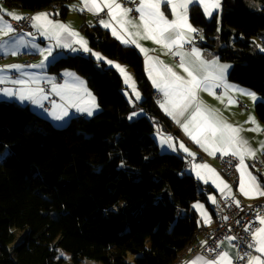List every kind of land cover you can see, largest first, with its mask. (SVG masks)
<instances>
[{"label": "trees", "instance_id": "obj_1", "mask_svg": "<svg viewBox=\"0 0 264 264\" xmlns=\"http://www.w3.org/2000/svg\"><path fill=\"white\" fill-rule=\"evenodd\" d=\"M2 1L29 13L59 5L64 20L74 0ZM249 1L222 0L211 19L193 5L189 20L200 46L232 65L228 79L263 95L264 53L251 50L264 32V0L259 12ZM81 31L90 50L132 69L145 115L129 120L120 74L84 54H66L49 71L85 80L99 107L92 119L56 128L28 106L0 102V157L8 151L0 161V264H172L201 234L192 204L205 200L203 187L154 142V131H178L153 98L139 52L99 26ZM254 111L264 126V101Z\"/></svg>", "mask_w": 264, "mask_h": 264}, {"label": "snow or ice", "instance_id": "obj_2", "mask_svg": "<svg viewBox=\"0 0 264 264\" xmlns=\"http://www.w3.org/2000/svg\"><path fill=\"white\" fill-rule=\"evenodd\" d=\"M83 7L72 5L73 10L77 11H89L94 15L99 14L103 9H107V15L111 20L118 21L121 32L124 34L123 38L117 34V31L113 29L112 34L121 39L124 44H134L140 48L137 43V39H150L157 44L162 45L165 49L172 51V54L180 58L179 67L187 74V78L178 75L171 68L164 66L159 68L158 65L162 62L156 61L153 64L150 71V78L153 79V85L163 92L164 100L160 102V107L169 115L180 127L183 129L186 135L189 136L193 142L198 144L205 151H211L209 154L215 155L216 152H220L222 155L238 156L240 158V164L238 170L241 171V185L240 193L245 197L264 196V189L257 182V178L248 173L247 184L244 181V171L246 167L244 163L245 155L255 157L257 152L248 147V142L240 137V129L233 127L221 120L214 110L208 109L202 101L198 98L199 91H207L212 93V89L224 85L226 89H235L244 95H247L252 100H256V94L250 91L241 90L233 85L225 82L227 71L231 68L229 64H222L218 58L206 60L202 57V54L198 48H191L190 51H184L185 44L191 43L193 34H199L200 30L194 28L189 23V11L190 7L194 4H198L203 8L205 15L211 16L212 12L220 8L221 0H138V6L135 11L139 13L140 24H134L132 20L128 19L132 9L125 8L117 0H81ZM162 5L166 6V10L170 9L172 20H169L166 16V10H161ZM3 9H0L2 12ZM16 21L29 19L23 15L8 13ZM48 13H38L30 17L31 26L35 28L41 36L54 41V45H50L46 48H41L39 44L35 43V36L32 33L26 35L32 36V41H25L23 35L11 41L12 47L9 48V41L5 40L0 43V54L3 55H18L20 48H31L38 51L42 59L38 64H30L28 68H43L49 58L52 57L54 48H65L72 52L82 50L85 53H89L87 42L83 38L77 39L79 33L72 30L70 26L61 22L54 21L49 18ZM101 26L105 28L111 27L109 22L104 19L99 20ZM136 28L137 31L129 32L128 28ZM142 28V32L139 30ZM15 34V30L11 24L0 16V37H10ZM203 38L202 35L200 37ZM73 44L80 45L79 48L73 47ZM174 49V50H173ZM143 52L144 49L140 48ZM260 51H264V47L260 48ZM96 56L97 59H104L98 53H91ZM155 60V58H150ZM110 65L112 61H107ZM25 66L22 65H7L0 68V85L10 83L18 87H0V97H7L9 99L19 100L21 103L30 102L32 105L44 109V101L48 99V95L45 93L44 88L38 86L40 78L35 73H29L23 71ZM115 67L120 69L123 73L124 70L119 64ZM10 70H16L20 73L21 78H11L5 75ZM156 72L160 77L158 82L156 78L152 77V72ZM66 76L73 77V83L69 85L52 83V91L56 95L60 96L63 104H56L52 102V110L44 109L48 111V114L58 122H63L70 116L69 109L74 108L77 112H86L87 115H93V110L98 107L95 103V98L91 96V93L87 91L84 86V81L79 77H75L72 73H65ZM27 77V79L23 78ZM127 79H131L128 77ZM134 83V82H133ZM35 85V86H34ZM87 95L90 100V107L86 108L81 105L83 96ZM214 94V93H212ZM136 99L139 100V92H135ZM229 104L233 103L229 99ZM194 111H190L191 109ZM190 115L181 123V117H185L186 113ZM137 115L133 112L132 116ZM129 117V119L132 118ZM249 120L255 124L254 117H249ZM257 129L259 126L257 125ZM252 130V129H249ZM172 138H160L162 146H167L173 151H176L174 143L171 142ZM179 148L184 152H188V149L184 144H180ZM259 151L264 153V141L260 142ZM191 154V153H189ZM197 168H207V165H197ZM213 171L214 170L209 169ZM198 179L204 180V177L197 172ZM219 180L217 188L223 192L225 189H229V185L223 180H220L219 176H216ZM207 182V181H205ZM221 185L223 187H221ZM230 195V189H229ZM209 199L215 203L214 197ZM239 206V202L236 201ZM194 208L203 209V205H193ZM205 223H208L210 217L207 212H203ZM259 222L264 225V218H260ZM248 230L247 228L245 229ZM229 239H233L229 237ZM252 240L254 243L249 244V248H254L255 252L261 253L264 256V227L257 228L252 234ZM206 243V242H204ZM220 245L218 244L217 247ZM215 251V249H210ZM247 264H264L262 256H253L251 253H247ZM245 257H238V259H244ZM189 264H233L232 259L227 252H220L214 259H205L203 257H196L190 261Z\"/></svg>", "mask_w": 264, "mask_h": 264}, {"label": "crops", "instance_id": "obj_3", "mask_svg": "<svg viewBox=\"0 0 264 264\" xmlns=\"http://www.w3.org/2000/svg\"><path fill=\"white\" fill-rule=\"evenodd\" d=\"M254 1L256 2L257 0H254ZM99 2L102 3V0H99ZM117 2L121 3L119 0H117ZM0 3H1V5H3L2 9H4L2 12H0V16H2L3 19L6 20L9 24H10V21H15V20L12 18V16L8 15V13L19 14V15H23V16H25V15L32 16V15L38 14V13H48V14H50L49 15L50 19H52L54 21L61 22L65 25H68V26H70V28L72 30L79 33V37H77V39L83 38L87 42L85 36L83 35V33L81 31V26L83 24H86L88 26H99V27L103 28L104 30H106L110 34V36L113 39H115L117 42H119L120 44L132 46L139 52V54L142 56L144 72H145V74H146V76H147V78H148V80H149V82L153 88L154 94H156V96H157L155 99V102H156L157 106L160 108V110L170 119V121L172 122V124L175 126V128L178 131V134L176 136L165 131V135L160 136L156 140V144L158 145L159 151L160 152L163 151V152H166L169 154H175V155H178L180 158H182L186 164L185 172L187 174L192 175L195 178V180L197 181V183L201 187H203V190H204L205 200L202 203L194 202L192 204V209L195 212V214L197 215L198 221H199V227H200L201 234L199 235L198 240H200L203 233L205 232V230H207L209 228V224L211 223V219H212V214H211L209 207H208V203H212V201L209 199V197L211 196V197L216 198L217 196H220V195H227V194H229L230 188L225 189L223 192H221L217 188V184H219V182H220L216 178L217 175L219 176L220 180H223L225 183H227V182L224 179V177L215 169V163L213 160L214 155L209 154L211 149H209V151H205L198 144L193 142V140H191L189 138V136L185 134L183 129L180 127V125L177 124L160 107V102H162L164 100V96H163V92L160 91L157 87H155L153 85V79L150 78V71L152 69V66H153V64L156 63V61L162 62L158 65L159 68H163L164 66H167V67L171 68L174 72H176L178 75H181V76H184L185 78H187V74L184 73L183 70L179 67L180 58L178 56L173 55L172 51L165 49L162 45L157 44L150 39H137V43L140 45V48L144 49L143 52L140 50V48L136 47L134 44L122 43L121 39H117V37L112 34L113 29H115L117 31V34L123 38L124 34L121 32L120 25H119L118 21L111 20V18L107 15L108 10L106 8L103 9V11L99 12V14H97V15H94L92 12H89L87 10L82 11V12L77 11V10H73L72 5H77V6L83 7V5L81 4V0H74L72 3H70L68 5L69 13H68V16L64 20L57 17V14L59 13V10H60L59 5H55L53 8L45 9L42 11L29 13L27 11L20 9L18 6H15V5L6 6L2 0H0ZM256 3H258V2H256ZM194 5H198V4H194ZM122 6L125 8H129L128 6H125L123 4H122ZM129 9H131V8H129ZM261 9H262V5H261V3H258L255 11L259 12V11H261ZM161 10H166V6L162 5ZM103 13H104V17L99 18L98 16L100 14H103ZM203 13H204V11H203ZM166 16L169 20H172L174 18L172 16L170 9L166 10ZM101 19H104L106 22H109L111 24V27L105 28V27L101 26L99 23V20H101ZM128 19L132 20L134 24H137V25L140 24L139 13H137L135 10L134 11L132 10L130 12ZM189 23L192 25L190 20H189ZM139 30L141 32L143 31L142 28ZM128 31L129 32H135V31H137V29L129 26ZM30 33H32L34 35L37 34L38 42H41L42 38H44L43 36H41L39 34V32L35 28H33V31ZM197 37L199 38L200 42L196 44V42H194V41L196 40ZM200 37H201V33L193 34L191 43L185 44L184 51H190L191 48L195 47V48H198L200 50L202 57L206 60L218 58V56L215 54V52H211L209 50L203 49L200 46L201 42L203 41V38L201 39ZM9 38L10 37H0V43H2L5 40L9 41ZM261 38H262V40H263L262 42L264 44V38L263 37H261ZM27 41H31V40H27ZM50 42H54V41H50ZM87 45H88V42H87ZM187 45L191 46L190 49L185 48ZM12 46L13 45L9 41V48H11ZM73 47L79 48L80 45L73 44ZM31 50L33 52L34 51L38 52L35 49H31ZM61 50H65L63 53L65 55L71 54V53L72 54H84V55L86 54L82 50L77 51V52H72L69 49H63V48L58 49L57 48V51L53 52L52 57H50L49 61L46 62L45 67L35 68V69H33V68H24L23 69V71H26L29 73H35L40 78V80L38 82V86L44 88L45 93L48 95V99L43 102L44 103V109H47L49 111L52 110V102H55L58 105L64 103L61 100L60 96L56 95L55 92L52 91V83L54 82V83L60 84V85L65 84L66 82L69 85H71L73 83V77L72 76L64 75L65 73L74 74L72 71H69V72L62 71L59 74H54V73L49 71V65L52 64L55 60L63 57L62 54H60V53H62V52H60ZM19 52L27 53L29 51L26 48H20V49H18V53ZM19 55H18V58L20 59ZM30 55H32L34 57L33 54H30ZM89 55L91 57L90 52H89ZM14 57H16V56H12L10 54H8V55L0 54V68H3L4 66H7V65H14V63H10L13 60L12 58H14ZM150 58H155V60H152ZM41 59H42L41 56L38 60H35V57H34L31 62H24V63L25 64H32V63L35 64V62H36V64H38V62ZM16 61H17V59H16ZM107 61H112L113 63L110 65L109 63H107ZM219 62L222 64H229V63L220 61V59H219ZM118 63L119 62H117V61H113L110 59L106 60V58H104V59H101V61L99 63H97V65H100L101 67H104V68H111V69L117 71L122 78L124 93L125 94H126V92L131 93V91L126 86L125 81L123 79V73L128 74L129 72H128V70H126V68H124L123 66H120L124 70V72L121 73L120 69H117L115 67V65ZM229 65H231V64H229ZM231 68H232V65H231ZM231 68L226 73L225 82L227 84L233 85L236 88H239L241 90L248 89V88L244 89V87H242V86H240L234 82H231L228 79ZM5 75L10 76L11 78H21L20 73L17 72L16 70H10L7 73H5ZM74 76L79 77V75L77 76L76 73L74 74ZM152 77L156 78L158 82H161L160 77L154 71L152 72ZM23 78L27 79V77H23ZM58 78H61V82H58ZM84 86L87 89V91L89 93H91V96L94 97L92 94L93 92L90 91V89L88 88V86L85 83H84ZM0 87H18V86L7 83L5 85H0ZM246 91H248V90H246ZM212 93H214V94H212ZM212 93H209L207 91H199L198 92V98L200 101L203 102V104L208 109L214 110L216 115L221 120H223L224 122H226L229 125H232L233 127L239 128L241 130L240 131V137L248 142L249 148H251L257 152L255 157H250L248 155H245L244 163H245L246 167L243 169V171L245 173L243 178H244L245 183L247 184V181H248V175L247 174L250 173L252 176H255L257 178V182L261 185L262 189H264V153H261L259 151L260 142L264 141V126L258 120L256 114H254L255 113L254 112V105L256 102H259V101L255 102L254 100H251L250 102H248V100L246 99L247 95H244L241 92L236 91L235 89H226L223 84H221L220 87L213 88ZM81 95L83 96V100L81 102H85L86 100H88V101L90 100V98L87 95H84L83 93ZM7 99L8 100H16L14 98L9 99L7 97H0V100H7ZM229 99H231L233 101V103L229 104V102H228ZM16 102L21 104V106H28L32 111L34 110L33 112L36 115H40V116H44V117L49 116V120L50 121L52 120V117L50 115H45L46 111L44 109H41L43 112L42 113L43 115H42L37 111L40 108L32 105L30 102H24V103H20V101H16ZM253 102H255L254 105H253ZM47 103H49L50 106ZM194 110L195 109L193 108L190 111H194ZM69 112H70V116L65 119V122L68 121L69 118L73 115L79 116L82 118L88 117L86 112H83V113L77 112L74 108L69 109ZM95 112H96V108L93 110V113H95ZM189 115H190V112L186 113L185 117H181L180 118L181 123H183L184 120ZM249 117H254L255 124H253L249 120ZM257 125L259 126V129H257ZM249 129H252V130H249ZM158 133L159 132H157L156 134H158ZM161 137H163V138L171 137L172 138L171 142L174 143L177 150L173 151L170 148H168L167 146H162L160 143ZM181 143L184 144L185 147L188 149L187 153L179 148V145ZM189 153H191V154H189ZM216 153H220V152H216ZM223 156H232V155L229 154V155H223ZM259 156H262V158H260ZM198 157H203L205 159V161L203 163L197 162ZM235 157L240 160V158L238 156H235ZM189 158H193L194 160L192 162H190ZM257 159H260L261 161H263V167L261 170H258L253 165V161L257 160ZM197 165H207L208 167L207 168H197V167H195ZM209 169L214 170L216 175H214L213 171H210ZM197 172H199L200 175L204 177V180L198 179ZM205 181H207V182H205ZM240 185H241V171H239L238 191L240 189ZM221 187H223V186L221 185ZM231 193H232V190L230 189V194ZM242 197L246 202H255L257 200L264 199V196H256V195H253L252 197H245L244 195H242ZM196 204L203 205V209L198 210L197 208H194L193 205H196ZM203 212H207L208 217H210V220L208 223H205V218L202 215ZM260 218H264V211H262V213L258 217V222H259ZM261 227H264V225H261L259 222V228H261ZM221 246L223 249L222 252L229 253V256L232 259L233 264H237L236 259L238 256V252H237L236 248L231 244V240H229V239L223 240L221 242ZM198 256L199 255H196V256L191 258L189 256L188 250L184 251L179 255V257L177 259V264H189L190 261L194 260ZM253 256H262V254L257 253L254 250ZM200 257H202V256H200ZM262 259H264V256H262Z\"/></svg>", "mask_w": 264, "mask_h": 264}, {"label": "built area", "instance_id": "obj_4", "mask_svg": "<svg viewBox=\"0 0 264 264\" xmlns=\"http://www.w3.org/2000/svg\"><path fill=\"white\" fill-rule=\"evenodd\" d=\"M123 5L128 6L133 11L138 6V0H119ZM29 19L21 21H10L15 32H32L30 15H25ZM104 17V13L98 16ZM200 40L197 37L196 43ZM190 45L185 48L190 49ZM20 60L31 62L33 56L29 53H21ZM61 82V78H58ZM156 94L153 98L156 99ZM156 133V131H154ZM194 159L189 158L192 162ZM215 169L224 177L232 193L229 195H220L215 198V213H221L223 216V227L221 229H213V218L209 224V228L205 230L200 240L197 239L196 249L189 256L192 258L196 255L202 256L205 259H214L218 253L222 252L221 242L232 237L231 244L236 248L238 256L236 259L237 264H246L248 257L247 253L254 255V248H249L248 245L254 243L252 240L253 232L259 228L258 217L264 211V199L255 202H246L240 192L238 191L239 171L238 165L240 160L235 156H223L220 153H215L213 156ZM205 159L198 157L197 162L203 163ZM253 165L258 170L263 167V161L254 160ZM236 201L239 202V206ZM248 229L247 231L245 229ZM206 242V243H204ZM220 245L217 247V245ZM215 249V251H210ZM245 257L238 259V257Z\"/></svg>", "mask_w": 264, "mask_h": 264}, {"label": "rangeland", "instance_id": "obj_5", "mask_svg": "<svg viewBox=\"0 0 264 264\" xmlns=\"http://www.w3.org/2000/svg\"><path fill=\"white\" fill-rule=\"evenodd\" d=\"M222 1V0H221ZM256 2H258V3H260L259 2V0H257ZM254 0H252V1H249L248 3H247V6L249 7V9L250 10H252V11H255V9H256V7H257V4L258 3H256ZM2 6L3 5H1V3H0V9H2ZM201 9H202V11H204L203 10V8L202 7H200ZM4 10V9H3ZM220 11H221V5H220V8L219 9H216V10H214L213 12H212V15L211 16H207V15H205L208 19H211V17L213 16V15H215V14H218V15H220ZM205 14V13H204ZM27 33H30V32H15V34L14 35H12V36H10V38H9V41L11 42L12 40H14V39H16V38H18L19 36H21V35H23V38H24V40L25 41H27V40H31L32 41V36H29V35H26ZM33 36H35V43H37V44H39L40 45V47L41 48H46V47H48V46H50V45H54V43L55 42H50L51 40H48V39H45V38H42V41L41 42H38V37H37V34L36 35H34L33 34ZM261 37H263L264 38V32H262L261 33V36H258V37H256V38H254L253 39V47H252V53H264V51H260V48L261 47H264V44H263V40H262V38ZM49 41V42H48ZM45 42V43H44ZM194 42H196V40L194 41ZM12 44V43H11ZM197 44V43H196ZM29 52H27V53H29V54H33L34 55V57H35V60H38L39 58H40V56H39V53L38 52H33L30 48H26ZM58 49H62V48H58ZM63 49H65V48H63ZM18 50V49H17ZM55 51H57V48H54L53 49V52H55ZM64 51L65 50H61L60 52H62V53H60V54H62V56H64L65 54H63L64 53ZM92 52H94V53H98L101 57H103V58H106L101 52H99V51H96V50H91L90 51V54L92 53ZM20 53H24V52H19V54ZM18 54V55H19ZM18 55H16V57H14V58H12L13 60L10 62V63H14L15 65H22V66H25L24 68H28V67H26L27 65H30V64H25L24 62L25 61H22V60H20L19 58H18ZM70 55H76V54H70ZM85 56H87V57H90V55H89V53H86L85 54ZM91 57L93 58V60L96 62V63H99L100 61H101V59H97V57L96 56H93L92 54H91ZM16 59H17V61H16ZM106 60H108V58H106ZM32 64H34V63H32ZM35 64H36V62H35ZM120 66H123L124 68H126V70H128V74H125V73H123V79H124V81H125V84H126V86L129 88V90L131 91V93H127L126 92V94L124 93V90H122V93H123V95H124V97H125V99H126V101H127V103H128V105L131 107V109H132V111H131V113L129 114V117L130 116H132V113L133 112H135V113H137V115H135V116H132V118L131 119H129V120H134V119H136V118H139V117H141V116H144L145 115V112L139 107V103L141 102V100H142V94H141V92H140V90L138 89V87H137V85H136V81H135V77H134V74H133V72H132V69L130 68V67H128L127 65H123V64H121V63H118ZM49 65V64H48ZM51 65V64H50ZM49 65V66H50ZM99 67H101L100 65H98ZM23 68V69H24ZM109 69H111V68H109ZM65 72H69L68 70H66ZM74 73V72H73ZM122 73V72H121ZM75 74V73H74ZM78 76V75H77ZM128 77H130L131 79H127ZM79 78L81 79V80H83L84 81V83L86 84V82H85V80L82 78V77H80L79 76ZM134 82V83H133ZM87 85V84H86ZM245 89V88H244ZM133 90V91H132ZM137 90H138V92H139V94H140V99L139 100H137L136 99V95H135V93L134 92H137ZM245 90H248V91H250V89H245ZM127 91V90H126ZM92 92V91H91ZM250 92H253V93H255L254 91H250ZM93 94V93H92ZM256 94V97H257V99L255 100V102L256 101H264V94L262 95V94H258V93H255ZM93 96H94V98H95V103H96V105H98L97 104V101H96V97H95V95L93 94ZM247 98V100H248V102H250L252 99L250 98V97H248V96H246ZM16 101H19V100H0V102H6V103H10V102H14V103H16V104H18V105H21V104H19V103H17ZM255 102H253V105H254V103ZM21 103V102H20ZM81 103V105L83 106V107H86V108H88V107H90V103H89V101L88 100H86L85 102H80ZM49 106H50V104L49 103H47ZM34 111V110H33ZM40 114H42L43 112H42V110L41 109H38L37 110ZM98 111H99V107H97L96 108V112L95 113H93V115H91V116H89L88 115V117L87 118H85L86 120H90V119H92L97 113H98ZM255 112V111H254ZM254 114H256V113H254ZM43 115V114H42ZM45 115H49L48 114V111H46L45 112ZM38 116H40V115H38ZM40 117H43L44 119H47V120H49V116H46V117H44V116H40ZM72 118H75V117H79V116H75V115H73V116H71ZM69 118V120L68 121H66L65 122V120L63 121V122H58V121H55L53 118H52V120L50 121L52 124H53V126L54 127H56V128H64V127H66L67 126V124L71 121V119L72 118ZM128 117V118H129ZM159 133L158 134H156L155 133V135L153 136V139H154V142L156 143V140L160 137V136H163V135H165V131H163V130H159L158 131ZM161 154H166V152H163V151H161L160 152ZM7 154H8V151L6 150L2 155H1V157H0V161L1 160H3L6 156H7ZM168 154V153H167ZM260 158H262V156H259ZM257 160H260V159H257ZM197 203L199 202V203H202L203 201H196ZM19 231V232H18ZM18 231H16V234H15V239H14V241L10 244V248H13L16 244H17V242L20 240V238H21V235L23 234V231H20V230H18ZM67 264H73V263H71V262H69V263H67ZM80 264H102L101 262H98V261H95V260H91V259H83V261H81L80 262Z\"/></svg>", "mask_w": 264, "mask_h": 264}, {"label": "bare ground", "instance_id": "obj_6", "mask_svg": "<svg viewBox=\"0 0 264 264\" xmlns=\"http://www.w3.org/2000/svg\"><path fill=\"white\" fill-rule=\"evenodd\" d=\"M98 66V65H97ZM109 69V68H106ZM186 168V164H185ZM209 210L212 214L213 218V229H221L223 227V216L221 213H215V203H208ZM196 242L193 243V245L188 249V253L192 254V252L195 251L196 249ZM172 264H177V261L172 263Z\"/></svg>", "mask_w": 264, "mask_h": 264}]
</instances>
